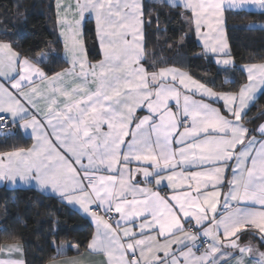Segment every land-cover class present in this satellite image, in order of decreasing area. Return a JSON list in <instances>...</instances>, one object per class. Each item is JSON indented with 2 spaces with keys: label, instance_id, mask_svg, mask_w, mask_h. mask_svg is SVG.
I'll list each match as a JSON object with an SVG mask.
<instances>
[{
  "label": "snow or ice",
  "instance_id": "6c2138e0",
  "mask_svg": "<svg viewBox=\"0 0 264 264\" xmlns=\"http://www.w3.org/2000/svg\"><path fill=\"white\" fill-rule=\"evenodd\" d=\"M160 2L190 14L204 54L225 69L234 63L226 5L264 11V0ZM56 7L68 68L49 75L45 53L24 56L0 41V128L31 129L34 140L0 152V180H35L78 205L103 264H264L259 246L241 242L251 233L264 245V123L245 122L264 63L244 66L238 90L215 91L148 59L142 0ZM90 19L95 61L84 42ZM22 256L19 243L0 245V264H26Z\"/></svg>",
  "mask_w": 264,
  "mask_h": 264
},
{
  "label": "trees",
  "instance_id": "16d2710c",
  "mask_svg": "<svg viewBox=\"0 0 264 264\" xmlns=\"http://www.w3.org/2000/svg\"><path fill=\"white\" fill-rule=\"evenodd\" d=\"M144 8L145 19L152 21L146 27L150 61L174 64L210 86L232 89L244 80L241 62L264 59L262 10H226L227 37L234 63L225 69L203 54L181 7H169L160 0H144ZM54 16L53 0H0V37L10 40L22 55L34 57L39 52L46 53L42 64L48 73L52 72L64 63ZM84 38L89 58L97 59L99 49L90 20ZM262 107L264 89L248 112L251 126L264 116L261 115L264 110L259 109ZM6 130L0 129V150L30 143V137L20 128L12 125ZM91 231L90 221L57 196L32 187L0 186V245L20 242L26 264H44L61 240L76 249L84 248ZM73 250L69 246L66 253Z\"/></svg>",
  "mask_w": 264,
  "mask_h": 264
},
{
  "label": "crops",
  "instance_id": "0c3cea01",
  "mask_svg": "<svg viewBox=\"0 0 264 264\" xmlns=\"http://www.w3.org/2000/svg\"><path fill=\"white\" fill-rule=\"evenodd\" d=\"M53 1H54V15H55L54 16V20H55V27H56L57 37H58L59 42H60V45H61L60 46V49H59V52H60V55L62 56V58L64 59V63H63L62 66H60L56 70H54L52 72H49L48 73L49 75H52L53 73L59 72L62 69L68 68L70 66L69 63L66 62L68 58H67V56L65 54L64 47H63V41H62V38L59 36V31L60 30H59V27H58V25L56 23V21H57V15H56L57 14V7H56L57 0H53ZM182 2H183V0H180V3H182ZM142 3L144 5V0H142ZM227 9H228V7L226 5V10ZM242 9L260 10L255 5H246ZM181 10H182V14L184 15V19L187 21L188 16L190 14L185 13V11H184V9L182 7H181ZM226 10H225V12H226ZM224 16H225V13H224ZM225 20H226V18H225ZM90 21H91V25H92V28L94 30V35H95V22H94V19H90ZM263 24H264V22H263ZM189 27H190V24H189ZM190 29H191V27H190ZM223 31H224L225 39H226L227 44H228V50H229L230 56H231L230 44H229V40H228V37H227L226 21H225V24H224V27H223ZM191 32H192V34H193L196 42L200 45L201 51L204 54L202 40L195 34L194 31L191 30ZM95 38H96V35H95ZM0 41H5V42L12 43L10 40H8L6 38H1V37H0ZM84 42H85V38H84ZM96 42H97V39H96ZM12 45H13L14 49H16L17 51H19L17 49V47L13 43H12ZM97 45H98V42H97ZM98 49H99V45H98ZM40 53L41 52L37 53L32 58L37 57ZM46 57H47V54H46ZM209 57L215 62V59H216L215 57H211V56H209ZM100 58H101V55H100V49H99V57L97 59H100ZM231 58L233 60V57L232 56H231ZM97 59H95V60H97ZM90 60H92V59H90ZM95 60H93V61H95ZM233 62H234V60H233ZM261 63H264V59L241 62L240 63V69L244 73V80L240 84H242V83H244L246 81V75L247 74H246V71H244V66L250 65V64H261ZM219 65L223 66L222 64H219ZM160 66H174V67H176V68H178V69H180L182 71L188 72L186 69H184L182 67H179V66H176L174 64H164V65H160ZM41 67H43V64H41ZM240 84L237 87L232 88V89H219V88H216V87H213V86H210V85H208V86L209 87H213V89L215 91H229V90L235 91V90H238ZM262 90H260V91L257 92L256 99H257V96L261 93ZM256 99H255V101H256ZM259 109L260 110H264V107H262V109L261 108H259ZM250 120H251L250 119V116L247 115V117L245 118V122L247 123L248 127H250V128H256L260 124L264 123V116L261 117L259 120H257L252 126H251ZM20 129H21V131H23L24 134H26V135H28L30 137V143L28 145H26V146H18V147H15V148L0 150V152L13 151V150L18 149V148H30L32 146V144L34 143V140L32 139V136H31V129H28V130H24L22 128H20ZM5 131H7V130L5 129ZM0 186H4V187H32V188H35V189H37V190H39V191H41L43 193L51 194V195H54V196H57L58 198H60L59 195L56 194V193H54V192H52V190L50 188L49 189H43V188H41L40 185L38 184V182H36L35 180H19V179L15 180V181L0 180ZM64 202L67 203L66 201H64ZM68 205L71 206L72 208H74L75 210H77L80 214L84 215L90 221V223L92 225V231H91V235H90V237H89V239L87 241V245L84 248H82V249H76L74 245H68L67 242L61 240L56 245L55 253L50 258H48L44 264H103V262L106 259L104 257V255L103 254H100V253L93 252L92 250H90L88 248V245H89V243H90V241H91V239H92V237H93V235L95 233V230H96L95 229L94 222L91 220L90 217L86 216L82 212V210L79 209V206L78 205H72V204H68ZM249 240H251V242L254 245L259 246L261 251H264V245L260 244L259 240L256 239L251 233H248L245 236L241 237V242L242 243H247ZM13 243H19L22 246V244L20 242H17V241L3 242V243H1V245H4V244H13ZM69 246L71 248H73L74 250L72 252H67L66 253V251L68 250V247ZM22 250H23V246H22ZM22 258L25 260L24 251H23Z\"/></svg>",
  "mask_w": 264,
  "mask_h": 264
},
{
  "label": "built area",
  "instance_id": "2783aa9c",
  "mask_svg": "<svg viewBox=\"0 0 264 264\" xmlns=\"http://www.w3.org/2000/svg\"><path fill=\"white\" fill-rule=\"evenodd\" d=\"M11 126H12V124L6 122L5 125L3 126V128H0V129H8Z\"/></svg>",
  "mask_w": 264,
  "mask_h": 264
}]
</instances>
